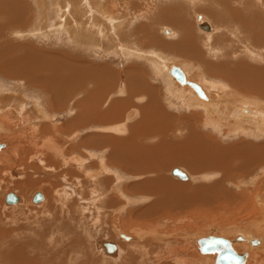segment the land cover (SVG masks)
I'll return each mask as SVG.
<instances>
[{"label":"rangeland","instance_id":"1","mask_svg":"<svg viewBox=\"0 0 264 264\" xmlns=\"http://www.w3.org/2000/svg\"><path fill=\"white\" fill-rule=\"evenodd\" d=\"M36 1L35 0H26V2H27L26 6L29 5L27 7V9L30 7L29 8L30 10L26 9L24 11V9H22L23 13H21L23 15V17H26V18H23V22H22L21 26L15 27L14 25H12L11 31L9 30V32L11 34V35H9V37H11V39L9 38L10 39L9 41H12L13 43L21 44V46L19 48H15V45H9V46L11 48H13L10 53L13 54V53H17V51H19L21 53L18 52V54H20L21 56H23L22 54L24 53L25 50H27L29 53L32 52L31 50H28V46L30 48L33 47V49L35 48V50H38L36 53V54H38L36 57V58H38V60L36 61L37 66L35 63H33V62H35L36 59L33 61H30V59H29L30 62L26 61L24 63V65L25 64L26 65L20 69L21 70V73H20L18 67L11 68V66H12L11 62L8 63L10 65L8 68H5V66L2 67L1 64L4 65L7 62H6V57H4V58L0 57V59L3 61L2 62L0 60V70H1L0 71V142H2V144L4 143V147L2 149H0V166H2L4 163H5V165H8V166L0 167V174L2 173L0 175V214H1L0 215V229L2 227V229L3 228L8 229V230L10 229L11 231H13L11 235L14 237V239L23 240L22 239L23 236L24 235L26 236L29 234H30V236H35L36 233L34 231L41 232L39 230H42V228H41L42 220H46L47 218L48 219L51 218V216H49L50 214H48V216L46 218L45 213H43L45 210L44 207H46L43 205H45L46 203L41 204L42 203L41 202L40 203L42 205V207H41L40 204L37 205L36 203H34L32 201V197H33V195H35V193L42 192L43 195L45 196L44 201H48L49 197H51L50 199L52 201H50V202H53L54 208L58 207L57 209L56 208L55 209L58 210L59 214L53 215L54 216L53 218L57 217L56 221H57V219H61V220L64 219L62 221H70V219L73 217L78 219V215H79L78 209H79V206L81 204L86 205V206L89 205V203L85 199H82V198H91L90 194L92 192H90L91 191L90 186L92 187V191L94 190V188L97 190L100 189V191H101L102 189H105V187H106V189L109 187L110 180L107 181V183H106L108 185H106V184L105 185L104 184L103 185H100V184L96 185L97 181H95L94 184L92 185L93 180H91V179H89V180L92 182L88 183L89 180L84 179V178H87L86 176L84 178H82L84 175V171H82L83 174L82 173H81V175L79 174L80 176H82L81 177L83 179L82 180L79 176H77L78 172H76V170L78 168L74 167L76 169L75 170L73 168V165H71V167L70 166H68V167L64 166L63 159L58 158L59 154L57 153V151L54 153H51V151H47L45 148L41 147L40 145L45 139L44 138H40V139L37 138L36 139L35 135L37 134V132H39L37 129L40 126H42V125H46V127L52 126L57 130L56 135L54 136V139L56 140L57 144L61 147L65 146L64 147L65 155L68 156L70 154L69 152L66 153V151L68 150L69 146L72 144L74 146L76 145V146L80 147V149H85L82 151H79V150L73 151L71 153L73 156H75L76 154L77 155L78 154H80V155L85 154L86 156H91L92 153L93 154L95 153L97 157L101 156L98 152L100 149H97L96 147H93L90 144L87 145L88 147L82 146V145H80L81 140L84 138H87V136H92V135H96L99 133L104 134V133L118 132L119 134H117V135L122 137L123 135H126L128 133V130L126 127L121 128L123 131H117L116 129H114V126L118 125L119 123L115 124L113 126L109 125V124L106 125V124H101V123H90V124L85 123L83 125H78V126H75L73 128H70L68 130H64L62 127L75 114L74 113L75 110L73 109V108H75L74 102L79 100L80 98H83L84 96L89 95L90 94L89 91H91V93H92V91L96 90L97 92H101V94L103 92L106 93V91H107V93L105 95H108V94L110 96L114 95V97H121V96L126 95V93L120 94L121 91H119V90H121V88H127L128 84L130 82L128 75H131L133 73L136 74V72H137V80H136V82H132V84L130 83V88H133V87L136 88V87L140 86V88L144 89V91L147 92V93H145L146 95L149 94V95L154 96L155 103H157L158 106L160 105L159 108L156 109L157 116L159 118H165L166 119V117L168 115H170L171 119L174 122V125H176V124L180 125V123L183 122L184 119H187L188 116L192 115L191 113H194L197 115V117L193 116V118H196L198 123L196 122L195 119L190 120V123H195L197 125L198 129L204 130L203 131L204 134L210 135L212 138H214L217 141H220L221 143L224 144L225 147H228V148H231V147L236 148L239 145L245 144L247 142L260 144V141L264 140V135L263 136L260 135L259 138H253L244 132H241V131L237 132V130L231 129L229 127L230 126L229 124L227 125L228 122L235 123L234 119H231V116H230V111H231V108H233V107L235 109L240 108V107L247 108V109H250L251 111L255 110V109H257V111H259L258 110L259 109L258 107L260 106L259 103L262 104V106H260V107H264V94H263V92L260 91V88H251L252 85L254 84L252 81V80H254V79H252V77L254 75L247 74L245 72H242L240 76L234 75V76H236L234 81H236V83H237L236 87H235V85L233 83L234 81L232 82L230 80L234 76H232L230 73L226 72L227 67L229 70V67L233 66L235 63L234 64L230 63L231 64L230 65L229 64V62H231L230 59H228L229 61L226 60L225 62H224V60H221V59L217 61V59L215 57L208 56L209 54L207 52L204 53L203 59H207V61L210 64H212V66H214L215 64H218L217 69L213 73H209V71H202V70H201V73H198L197 69H196L197 61H195V60L197 59V57L195 55H197L198 51H201L203 49L205 50V48H203V45H204L206 38H204L203 35L208 36L207 34H205L204 32H202L199 29L197 16L199 14L204 15L211 22H213V24H212L213 28L215 27V28H217V30H218V27L219 28L224 27L225 30L228 29V28H226L228 23H225L226 20L221 18L220 14L219 15L215 14L216 16L213 15L214 14L213 11L217 8V6L220 8L221 12L224 11V9L221 7V2L223 0H199L198 1L199 3L196 1L197 3L195 2V4H192V1H190V0L189 1L188 0H38L37 2H40V3H37ZM236 1H241V0H236ZM232 2H233V0H232ZM241 2L247 4L249 2V0L247 2H244V1H241ZM30 3H32V4H30ZM39 4H41V7L39 6ZM51 5L53 6V8H51L52 7ZM175 5L176 6L180 5L181 7H184V10L187 11L186 13L183 14V19L180 18L178 12H176ZM38 7H40V8H38ZM49 7H50V9H49ZM1 8H2V6H0V9ZM162 8H168V9L172 8V10L170 12L172 18L169 17L168 18L169 21H167L165 18V15L161 13ZM44 11H45V13H44ZM61 11H63V12L61 13ZM41 13L43 14V16ZM24 14H25V16H24ZM57 16H58V18H57ZM107 17H108V20H106ZM110 19H113V20H110ZM219 19H222V20L219 21ZM0 20H2V19H0ZM83 20H84V22H83ZM88 20H90V21H88ZM81 21H82V23H81ZM113 23H115V24H113ZM54 24H56V25H54ZM59 25H60V27H59ZM234 25H235V27H234ZM234 25L229 23V26L231 27L229 30L234 31L236 28H240L239 23H234ZM83 26L85 27V29L83 28ZM95 26H97V27H95ZM15 28H18V29L21 28L22 29L21 32H22V34H24V36H21L18 34L16 35L15 32L18 29H15ZM36 28H37V30H35ZM59 28H61L62 30ZM108 28H110V29H108ZM182 28H183V30H182ZM58 29H59V31H57ZM100 29H101V31H103L102 33H101ZM168 29L170 30V32L166 33V30H168ZM111 30H113V32ZM180 30H181V33H180ZM217 30H215V33L217 32ZM78 31L83 34L82 37L84 38L85 43L83 45L77 44L78 45L77 46V45H75L76 41L74 40V38L77 37ZM142 31H143V33H142ZM32 33H33V35H32ZM97 33L100 36L102 35L103 37L102 36L100 37L99 35H97ZM184 34H185V37H183ZM217 34H218V36L215 37V40L218 39L220 41H221V39H223V37H226L224 39V40H226L227 37L230 36L228 32H226V34L222 33V32H217ZM73 35H74V37H73ZM132 35H134V36H132ZM175 36H178V37L175 38ZM16 37H18V39ZM20 37H22V38H20ZM85 37H87V38H85ZM188 37L190 39L189 41L187 40ZM88 38H89V40H88ZM143 38L145 39L146 42L143 41ZM6 39H7V37H6ZM70 39H71V41H70ZM131 39H135L134 45H133V40H131ZM16 40H18V41H16ZM119 40H120V42H119ZM224 40L222 42H224ZM231 41L232 40H230V42ZM88 42L92 43L94 46L93 45L89 46ZM125 42L129 43L128 46L125 44ZM131 42H132V44H131ZM86 43L88 45H86ZM123 43H124V45H122L120 47V45ZM229 43L225 44L224 47H221L220 49H225V51H226L227 47L229 46ZM233 43H236V46H234V47L230 46L229 47V49H228L229 54H232V52H234V51L235 52L238 51L239 53H241L243 51L242 43L239 41H235ZM24 44H26V46ZM29 44H33V46L32 45L30 46ZM135 44H136V46H135ZM125 45L127 47H129V46L137 47L138 46V47H140V49L143 48L144 50H146L145 52L148 51L149 54L147 53L148 54L147 56H145V57L139 56L137 58L131 57L133 55H131V56L127 55L126 52H124V53H126L124 55L123 49L127 48ZM210 45L215 46L216 44H215V42L212 41L210 43ZM185 47L189 48L190 50L195 51L192 53V56H194L193 59L190 56V54L186 52ZM254 47L261 49V48H264V44H259V46H254ZM150 49H152V50H150ZM220 49H218V50H220ZM224 52H222L220 54H223ZM0 53L1 54L4 53V55H5V51L0 50ZM45 53H46V55H45ZM216 54H217V52H216ZM220 54H219V56H220ZM9 55L11 56V54H9ZM238 56L239 55H237V57L235 56L236 58L234 56L232 57V59H236V63L238 62L237 61L238 58L242 57V56H240V57H238ZM24 57L26 58V55ZM31 57L34 58V56L30 55L29 58H31ZM160 57H162V58H160ZM262 57H264V55H262ZM49 58H51V59L49 60ZM128 58H131V60ZM200 58L202 59V57H200ZM39 59H40V62H39ZM246 59L253 61V64L256 66H258V65L263 66V64H264V63L260 62L259 57L250 58V57L246 56ZM44 60H45V63H42ZM50 62L55 65V66H53L54 68L53 67L50 68V66L46 67V65H47L46 63H50ZM163 62L167 63V66L164 65ZM170 62H175L176 64L181 65L184 68V70L189 74L188 76L190 79L198 81V82L201 81V84L205 85V87L208 86L212 90L213 89L218 90V92L220 91L221 94L222 93L223 94L230 93V94H228V95H230L228 97L229 99H227L228 102L225 103V104H228V105H225L227 107H224V108L221 107V108L215 109V111H217V110L219 111V116H220V120H221L220 122L224 126H222V125L217 126L216 124L212 125V122H210L212 112L210 111L211 108L209 107L208 104L213 105V103H207L206 101L203 102V101L197 99L198 103H196V106H193L191 104L192 101L190 100L189 96L182 95V99H181V96L179 93L181 91L186 92L185 88H187V87H182L178 82L173 80V78L169 74V71H167V70H169L168 63H170ZM223 62L225 64H223ZM31 64H32V66H31ZM44 64H45V66H44ZM219 64L224 65V66L221 67ZM38 65H39V67H38ZM101 65H103V66H101ZM160 65H162L164 67L162 72L160 69H158V66H160ZM35 66H36V68H35ZM129 66H130V68H129ZM42 67H44V69H42ZM39 68H40V71H39ZM46 68H47V70H46ZM223 68H224V70H223ZM36 70H37V72L38 71L39 72L36 73ZM54 70H55V72H54ZM71 71L75 72L72 76L69 74ZM127 71H128V73H127ZM4 72H6V73H4ZM10 72H13V73H10ZM129 72H131V73H129ZM9 73L11 75L6 76V74H9ZM58 73H59V76H57L55 78L54 76L58 75ZM165 73H166V75H165ZM227 73H228V75L230 74L229 81L225 80L226 78H224V76L227 75ZM53 74H54V76H53ZM102 74L104 76H105V74L108 75L107 76L108 77L107 80L109 81L108 84H106L105 81H103ZM135 74H134V76H136ZM222 74L224 76H221ZM68 75L70 76L69 80H68L69 82L66 80L67 78H65ZM10 76L12 78H10ZM257 76L259 77V79H261V74H257ZM74 77H75V79H74ZM76 77L80 78V79H78L79 81L77 80ZM81 77H82V79H81ZM222 78H224V79H222ZM202 79H204L205 82ZM100 80H102V83L100 85L101 88H98L97 87L99 85L98 81H100ZM215 80H216L217 84H218V82H221V85L224 84L225 86L223 85L221 87L222 88L226 87L225 88L226 90L223 91V90L217 89V88H220V85H217L216 86L217 88H214L213 85L211 83H209L211 81L214 82ZM254 81H256V80H254ZM79 82H81L80 85H82V82H83V84L85 82L86 85H84L85 87L81 88L82 90L79 89L78 91L75 92L72 89V87L75 89L74 85L79 84ZM206 82H208L209 84ZM216 83H215V85H216ZM225 83L227 84V86ZM106 85H107V88L109 91L106 90L107 88H104ZM210 85H212L213 88ZM56 87L67 88L69 91L68 92H62L63 94L65 93L63 95L61 92L58 93L59 88H56ZM113 88L115 89L116 94L112 93V95H111L110 91H112ZM181 88H184V90H182ZM261 89H263V88H261ZM51 90L54 91V93H56V94L52 95ZM79 91H82L84 93V95L82 92H79ZM229 91H231L232 93ZM240 91H242V92H240ZM135 93H137V94H135ZM145 94H142V95H144V97H142V95L138 94V91L135 92V90H134L133 96L129 99V101L132 100L131 102H133V104L135 103V108H134L135 112H137L139 105L141 106L143 102L146 103L147 100L145 99ZM73 95H76V96L74 97ZM238 95H240V96H238ZM78 97H80V98H78ZM243 97L246 99H244ZM54 98L59 102V105H62V106H67L66 100L68 98L70 99V101L73 104L69 101L71 106L65 107V109L60 107L61 110L57 106L58 111H55L57 113V116L54 118L53 117L51 118L50 114H48V113H50L51 107L52 106L54 107V102H53ZM194 98H195V96H194ZM147 99H149V98H147ZM101 100L105 101V100H103V97H101ZM250 101H251V103H250ZM131 102L127 101L125 106H128L129 104H131ZM161 103H163V104H161ZM214 104H221V103H215L214 102ZM137 105H138V107H137ZM20 106H24L21 110V113L23 112V114H21V117L18 115V110H19ZM198 107H200V108H198ZM39 110H44V112H46L45 114L48 118L43 119V118L37 117ZM227 110H228V112H227ZM209 111H210V113H209ZM8 112L10 113L9 115H8ZM245 114H246V112H245ZM22 115H23V117H22ZM137 115L138 114L134 115V117L132 116L133 118H131V116L125 117L124 124H129L130 122H132L133 119H134V121L137 120V118H138ZM172 115L177 116L178 117L177 120H175L172 117ZM233 115H235V113H233ZM249 115H250V113H249ZM249 115L247 114L246 116L249 117ZM206 116H208V119H206ZM49 117H50V119H49ZM228 117H229V119H228ZM232 120H233V122H232ZM92 122H95V121H92ZM35 126H36V128H35ZM58 126H59V128L57 129ZM231 126H233V125H231ZM107 127H109V128H107ZM205 127H207V128H205ZM212 127H214V128H212ZM221 127H222V129H220ZM34 129H36V130H34ZM28 131H29V133H28ZM31 132H33V133L36 132V133H35V135H32L33 133L30 134ZM179 132L180 131H178L175 134H177V136H179V138H180L181 135H179ZM30 137H32V138H30ZM49 137H50V134H49ZM141 138L143 139V137H141ZM30 139H32V140H30ZM94 139L95 138H93L92 140L94 141ZM145 139H143V143L147 144L146 143L147 139L146 140ZM34 140H37V141L35 142ZM109 140L110 139L107 138L108 142H109ZM97 141H98V139L96 137L95 143ZM176 141H178V140H173V142H176ZM37 144H38V147H36ZM29 147L33 148L30 151L31 153L24 156L22 150H24V148L28 150ZM34 149H36V150H34ZM185 150L189 151V149H185ZM180 151H181V149L179 147L171 149V153H176V152H180ZM121 154H120V156H118V154L115 157L112 156L110 158L111 161L108 163L109 166H111L109 173H108L109 176L110 175L111 176L108 178L111 179L112 175L114 178V179H111V181H112V185H111V189H110L111 194L109 195L110 200L107 199L108 204L106 203L104 205L105 208L103 206L102 210L100 211L101 215H100V212H99V214L96 213V211H97L96 209H95V211L92 209L94 216H97V214H98V216L100 215V218H101L100 222H99V220L95 221L94 218L92 219L93 216H91L90 213H86V215H85V217H87L85 221L88 223H86V225L84 227L87 229V231L92 232L91 233L92 236H88V235H87L88 237L86 236L88 239L87 242L89 241V243H88L89 245L95 246L101 240H104V241L112 240L113 242L115 241L116 244H118L120 242H123V243H125V242L130 243L131 242L132 243L133 241H134L133 243H136V242H138L137 241L138 238L143 237V238H145L144 240H149V242L150 241L153 242V243L150 242L151 243L150 247L152 249L161 250L162 252H166V250H167V252H166L167 255L170 251L169 246L172 245L174 247L175 245H177V246L185 247L187 245V247L189 249L186 248L187 251H185L184 253H186L188 255L192 251H195L201 257H205L207 259L206 264H208L209 263L208 262L209 257L207 255L201 254L191 243V241L195 237L201 236L203 234L206 235L208 233H213L215 235L221 234V236H226L228 238H230V236H231V238H233V237H235L234 232L229 234L230 231L227 230L224 234L222 231H220L218 229H220V227L224 226L225 224H232V225H235L237 227H240V229H243V228H245L246 224L250 223L249 222L250 220L258 221L261 219V217H258L260 219L252 217V216H254V214L251 212H247V207H249L251 205L254 207V209H257L258 207L264 206L263 201L260 202V204L257 202L258 204H256V205H253L252 203H249L250 205H247L246 201L241 200V201H238L239 203H231L227 199L228 201L220 204V202L218 200L213 201V202H211L210 200H207L206 196L203 195L204 194L203 191L202 192H195V191H192L191 188L189 189V191L181 189L179 193H178V191L173 190V191L169 192L167 195L163 196L159 200L155 197V195L154 196L151 195L153 198H150L149 200H144V198L142 196L138 197V195L136 193H139V194L143 193V195H144L148 186L149 185H150V187L152 186L151 184H149V185L144 184L146 182V180H145L146 175L144 174L145 170L143 168L146 165V163L144 162L146 160L140 159L137 161V160H135V157H132L133 159H130L131 158L130 156H128L126 154H124V155L123 154L121 155ZM35 155L37 156V159L34 157ZM161 155H164V154L161 153ZM161 155H160V157H162ZM180 155H183L182 158L186 159V151H185V153H181ZM150 156L154 157L150 154H147V157H150ZM104 157H105L104 160H107V157H109V156L105 155ZM160 157L157 159H160V160L165 159L164 156H163L164 158H160ZM126 158H127V161L130 163L134 162L135 164H138V165L143 164V165H141L142 168L137 167L138 165L135 166L134 163H132V165L131 164L125 165L127 162ZM61 159H62V161H61ZM121 159H123V161H121ZM150 159H156V158L154 157V158H150ZM42 160H43V163H42ZM161 161H163V160H161ZM128 162H127V164H128ZM62 163H63V165H62ZM104 163H105V161H104ZM118 163H119V166L117 165ZM173 163L174 162L169 163V166H167L163 171L165 176L171 180V182H172L170 184L171 186H174V184L186 183V182L191 184L192 186H200L203 184H212L218 180L215 178V176L213 177V175L218 170L214 171V169H213L214 166L210 165L209 162L206 160H203L201 163L195 162L193 164L188 162V160L176 162L177 163L176 165ZM122 164L125 168L122 166ZM171 164H173V165H171ZM28 165H30V166L32 165V166L30 167ZM71 168H73L76 173L71 174L72 173ZM127 168L130 170L135 169L134 171H137L138 169H139V171L142 170L141 173L136 172L137 174H141V175H139V176L133 175V174H131V172H129L127 170ZM175 168L185 170L191 176V178L190 179L188 178L189 180L188 179L182 180V179H179L177 176H174L172 174V171ZM119 171H120V173H119ZM166 171H167V173H166ZM117 173H119V176L116 177ZM263 174H264V169L259 168L257 173L253 174L252 177L247 178L248 182H244L245 180H243V179H238V181H236L235 183L233 181L232 182H228V181L225 182V180H224V181H222V184L224 186L226 184L224 189L231 190L232 192L240 193L241 191H245V193H247L248 200H249L251 194H253L254 192L259 196L261 195L262 191H260V190H263V189L260 186L261 182H257V181L259 180L258 179L259 177L261 178L264 176ZM72 175H73V177H72ZM257 175H259V177H256ZM134 176H136V177H134ZM254 176L256 177L257 181H256V183H251V181L252 182L255 181ZM28 178L33 179V183H31V186H32V184H33V186H34V184H36L35 180L40 181L39 185H37V186H40V185L41 186L43 185L45 187L48 186L47 188L50 191V194H48V192L45 190V187L44 188L43 187H39V188L33 187L32 188L31 186H30L32 188L31 191L28 192L27 194H24L22 192H19L16 188L13 187L15 184L11 185L9 183H6L9 180H11V182H14V183H23V182L27 183ZM116 178H117V181L118 180H120V181H118L119 184L116 181L117 184L114 185ZM79 179H81L82 182H80L81 180H79ZM101 179L102 178H98V180H101ZM85 180H87L88 182L87 181L85 182ZM41 182H42V184H41ZM83 182H85V183H83ZM105 182H106V180H105ZM132 182L133 183L138 182V183H136L137 186L132 187V190H134V191L130 190L131 189L130 186L134 185ZM66 183H67V185H65ZM68 184H70L71 186H69ZM81 184H83L85 186V188H84V186L81 187ZM86 184H88L89 187H87ZM142 185L144 187H142ZM78 186L80 187V189L78 188ZM127 186H129V187H127ZM145 186H146V188H145ZM15 187H16V185H15ZM140 187H141V189H140ZM65 188L66 189L68 188V190H69L68 192H71V191L74 192V190H76L77 194L76 195H75V193L72 194L71 198H69V201H68L69 205L64 204L65 207L64 206L62 207L63 203L66 200H64L63 198H60V196L57 193H59L61 191V189H65ZM10 192L16 193L18 197H21L22 201L18 204L7 206L5 204V198H6L7 194ZM172 192H174V193H172ZM112 193L113 194L116 193L119 197L118 198L113 197L114 200H111L112 198H110V196L112 195ZM53 194L56 197L53 196ZM57 195H58L57 201H60V202H57L56 200L53 201L54 198H57ZM29 197H31V198H29ZM80 197H82V198H80ZM119 198H120V200H118ZM28 199H29V202H27ZM61 199H63L64 202H62ZM115 199H117V200L115 201ZM105 201H106V199H105ZM110 201H112L113 203ZM61 202H62V204H61ZM152 203H155V205ZM101 204L102 203H100L98 205H101ZM56 205H58V206H56ZM110 205H113V206H110ZM147 205H149V206H148V208H146V210L144 212L142 210H140V209L145 208ZM31 206H32V208H31ZM91 208H93V207H91ZM22 209L24 210V213H22V211H23ZM69 209H71V210H69ZM33 210H35V211H33ZM60 210H61V212H60ZM152 210H154V212ZM136 211H140V212L142 211V212L138 213ZM106 212H109L108 215ZM42 214H44L43 215L44 217L42 216ZM104 214L106 216V219H105V217H103ZM26 215H28L29 217H27ZM69 216H72V217L69 218ZM26 217L29 218L30 220H27ZM39 220H41V221H39ZM32 222H33V224H32ZM261 222H262V220H260L259 227H257L259 232H257V231L252 232L251 231V233H252L251 235L257 236V237L264 236V233L262 232L263 228H264L263 227L264 223L263 222L261 223ZM21 225L24 227H22ZM29 225H30V227H29ZM243 225H245V226H243ZM28 227L30 229L29 230L30 232L28 231L29 233L26 231ZM36 227H38V230ZM58 228H59V230L62 229L61 226H59ZM141 228H143L146 231H150L152 233L159 234L161 237H164V236H166V237L162 238V239L155 238V240L158 239L159 241L158 240L157 241L150 240L152 238L154 239V236L152 237L151 234H148V233L145 235H142L140 233ZM260 228L262 231L260 230ZM33 229H35V230L33 231ZM50 229L51 230L44 231L45 234H43V235L45 236L44 238L46 240L43 238L42 234H41L42 238L40 236H38L39 239L41 238V240H43L45 242V243H43V248L47 252V255H48L47 257H50V255L53 254L51 252H53V250H54V248H52L51 243L49 241L52 237L51 235L56 234V233H58V235H59L62 232V231L56 232L55 230L57 228L55 226H54V228H50ZM23 231H24V233H23ZM117 232H123L126 235H130V236H134V237H138V238L134 239L133 241L132 240H126V239L118 237ZM20 234H21L22 238H19ZM46 236H48V237H46ZM56 236H57V234L55 235V238H56ZM35 237L38 238L37 235ZM59 237H62V235H59ZM100 237H102V238H100ZM172 239L174 241H172ZM164 241H165V243H163ZM169 241H171V242H169ZM168 242H169V244H167ZM140 243L144 244L142 241H140ZM173 243H175V244H173ZM240 244H242V245H240ZM240 244L237 245V249L239 251L246 250L248 248V246H246V245H249L248 243H245V242H242ZM262 244L264 245V243H262ZM46 245L48 247H50V246L51 247L48 248ZM165 246H167L168 249ZM260 246H262V245H260ZM260 246H258V247H260ZM119 247H120V249L122 248L120 245H119ZM49 249H51V250H49ZM101 250H104V249H102V247H101ZM262 251H264V248H262L260 250H256L255 253L258 252V254L252 253L250 256L251 261L249 263L250 264L259 263V261L262 260V257H264L262 255L263 254ZM97 255H100V254H97ZM158 255H160V253ZM98 257L100 258V256H96V254H95L94 258H98ZM163 258H165V257H163ZM149 259H150V261L148 262V264H158V263H156V262H158V260L156 259V256L155 257L154 256L149 257ZM98 261L101 262V259H98ZM73 263H74L73 261H72V263L69 262V264H73ZM170 263L175 264V262H173V260H169L167 263H164V264H170ZM249 263H247V264H249Z\"/></svg>","mask_w":264,"mask_h":264},{"label":"bare ground","instance_id":"2","mask_svg":"<svg viewBox=\"0 0 264 264\" xmlns=\"http://www.w3.org/2000/svg\"><path fill=\"white\" fill-rule=\"evenodd\" d=\"M190 1H192V4H195V2L196 1L198 2L199 0H190ZM241 1L247 2L248 0H241ZM241 1L233 0V2H232V0H223L221 2V7L224 9V11L221 12V10H220V8L218 6L213 11L214 12V14L212 13L213 15H215V14H218L219 15L220 14L221 18H223L224 20H226L225 23H228L227 24V27H226L228 29H226V30H225L224 27H223L224 29L218 27V30L215 27L213 28V25H212L213 22H211L204 15H200L199 14L197 16V21H198V27H199V29L202 32H204L205 34H207L208 36L203 35V37L206 38L205 39V42H204V45H203V48H205V50L203 49L201 51H198L197 52V55H195L197 57L196 60L194 59L195 61H197V63H196V69H197V72L198 73H201V68H205L206 70L209 71V73H213L217 69L218 64H215L214 66H212V64H210L207 61V59H203V55L206 52L209 54L208 56L215 57L217 59V61L221 59V60H224V62H225L226 60L230 59L231 62H229V64L230 63H232V64L235 63V64L233 66H230L231 65L230 64L229 65L230 66L229 67V70H228V67H227L226 72L230 73L232 76H234V75L240 76L242 72H245L247 74L254 75L252 77V79H254L256 81L252 80L254 84L252 85L251 88H260V91L263 92V94H264V64H263V66L262 65L256 66V65L253 64V61L246 59V56L247 57H250V58L259 57L260 58V62L261 63H264V57H262V55H264V48H261L260 49V48H255L254 47V46H259V44H264V42H263L264 41V39H263L264 38V0H249V2L247 4L242 3ZM37 3H40V2H37ZM30 4H32V3H30ZM26 5H27L26 0H0V6H2V8L0 9V19H2V20H0V50L5 51V55H6L5 56L4 53H2V54L0 53V57L1 58L6 57V62H7L4 65L1 64V66L2 67L5 66V68H8L10 66L8 63L11 62V64H12L11 68L18 67L20 73H21V70L20 69L23 66L26 65V64L24 65V63L26 61H29V59H30V61H33V60L36 59L35 62H33V63H35L36 66H37L36 61L38 60V58H36L37 55H38V54H36L38 50H35V48L33 49V47L30 48L28 46V50H31L32 52L29 53L27 50H25L24 53L22 54L23 56H21L20 54H18L19 51H17V53H13V54L10 53L13 48H11L9 45H15V48H19L21 46V44H17V43H13L12 41H9L11 39V37H9V35H11L10 32H9V30L11 31V26L12 25H14L15 27L16 26H21V24L23 22V18H26V17H23V15L21 14V13H23L22 12V9H24V11H25L27 9V7L29 6V5L28 6H26ZM39 6L41 7V4H39ZM53 6L51 8H53ZM40 7H38V8H40ZM175 8H176V12H178V14H179V17L183 19V14L186 13L187 11L184 10V7H181L180 5H178V6L175 5ZM49 9H50V7H49ZM171 10H172V8L171 9L162 8L161 13L165 15V18H166L167 21H169L168 18L171 17V13H170ZM63 11H61V13ZM44 13H45V11H44ZM24 16H25V14H24ZM42 16H43V14H42ZM58 16H57V18H58ZM106 20H108V17L106 18ZM110 20H113V19H110ZM221 20L222 19H219V21H221ZM88 21H90V20H88ZM83 22H84V20H83ZM81 23H82V21H81ZM203 23H207L209 30H206V29L201 28V24L203 25ZM229 23H231L232 25H234V23H239L240 24V28H236L234 31L229 30L231 28L229 26ZM113 24H115V23H113ZM54 25H56V24H54ZM60 25H59V27H60ZM95 27H97V26H95ZM234 27H235V25H234ZM61 28H59V29H61ZM83 28L85 29L84 26H83ZM183 28H182V30H183ZM15 29H18V28H15ZM59 29L57 31H59ZM108 29H110V28H108ZM35 30H37V28ZM215 30H217V32H222V33H225V34H226V32H228L230 36L227 37L226 40H224L226 37H223V39H221V41L218 40V39L215 40V37L218 36L217 32L215 33ZM21 31H22L21 28L18 29L15 32L16 35L18 34V35L24 36V34H22ZM100 31H101V29H100ZM111 31L113 32V30H111ZM102 32L103 31H101V33ZM168 32H170L169 29L166 30V33H168ZM142 33H143V31H142ZM180 33H181V30H180ZM32 35H33V33H32ZM74 35H73V37H74ZM82 35L83 34L78 31L77 37L74 38V40L76 41L75 42V45H77V44L83 45L85 43V40L82 37ZM97 35H99V34L97 33ZM132 36H134V35H132ZM6 37H7L8 40L6 39ZM18 37H16V38L18 39ZM87 37H85V38H87ZM176 37H178V36H175V38ZM183 37H185V34L183 35ZM20 38H22V37H20ZM88 40H89V38H88ZM131 40H133V45H134V40L135 39H131ZM187 40L188 41L190 40L189 37L187 38ZM223 40H224V42H222ZM230 40H232V41L230 42ZM16 41H18V40H16ZM70 41H71V39H70ZM143 41L146 42L144 38H143ZM212 41L215 42V44H216L215 46L210 45V43ZM235 41H239V42L242 43V45H243V47H242L243 48V51L241 53H239L238 51L235 52L234 51L235 49H234L233 50L234 52H232V54H229V50L228 49H229L230 46L231 47L236 46V43H233ZM119 42H120V40H119ZM228 43H229V46L227 47L226 51H225V49H220L221 47H224V45L225 44H228ZM88 44H89V46L93 45L90 42H88ZM88 44L86 43V45H88ZM125 44L128 46L129 43H126L125 42ZM131 44H132V42H131ZM24 45L26 46V44H24ZM29 45L30 46L31 45L33 46V44H29ZM122 45H124V43L121 44L120 47ZM135 46H136V44H135ZM135 46H132V47L129 46L130 48L127 47V48L123 49V53L126 52L127 55H130V56L133 55L131 57H136V58L139 57V56H142V57L144 56L145 57V56H147L149 54L148 51L145 52L146 50H144L143 48L140 49V47H138V46L135 47ZM185 48H186V52L189 53L190 56L193 59L194 56H192V53L195 52V51L194 50H190L187 47H185ZM218 49H220V50H218ZM150 50H152V49H150ZM216 52H217V54H216ZM222 52H224L223 53L224 55L223 54H220ZM19 53H21V52H19ZM126 53H124V55ZM9 54H11V56ZM24 54L26 55V58L24 57L25 56ZM219 54H220V56H219ZM30 55L34 56V58H32V57L29 58ZM45 55H46V53H45ZM237 55H239L238 57H240V56H242V57L238 58V60H237L238 62L236 63V59H232V57L233 56L234 57L235 56L237 57ZM200 57H202V59ZM160 58H162V57H160ZM40 59H39V62H40ZM50 59L51 58H49V60ZM128 59L131 60V58H128ZM165 62H163V64L167 66V63H165ZM224 62H223V64H225ZM42 63H45V60ZM46 64H47L46 67L50 66V68L53 67V66H55L51 62L50 63H46ZM174 65L179 66L183 70V72L185 73V76H186V79L187 80L193 81V82L197 83L200 86V89L204 93V97L201 96L199 94V92L194 87L190 86L187 83H180L177 79L174 78V76L171 74V68ZM31 66H32V64H31ZM36 66H35V68H36ZM44 66H45V64H44ZM101 66H103V65H101ZM130 66H129V68H130ZM220 66L222 67L224 65H220ZM38 67H39V65H38ZM168 67H169V70H168L169 71V74L171 75V77L173 78V80L176 81V82H178L182 87H187V88H185V91L187 93L186 92H183V91H181L179 93L180 96H181V99H182V95L189 96L190 100L192 101L191 104L193 106H196V103H198V100L197 99H199V100H201L203 102L206 101L207 103H213V105L208 104L209 107L211 108L210 111L212 112V114H211V121L210 122H212V125L213 124H216L217 126H220V125L224 126L220 122L221 120H220V116H219V111L218 110L215 111V109H218V108H221V107L222 108L227 107L225 105H228V104H225V103L228 102L227 99H229L228 97L230 96L228 94H230V93H228V94H223L222 93L224 95L223 96L220 93V91L218 92V90H214V89L212 90L207 85H206L207 87H205V85L201 84V81L198 82V81H195V80L190 79L189 76H188L189 74L184 70V68L181 65L176 64L175 62L168 63ZM42 69H44V67H42ZM158 69H160L161 72H162L163 69H164V67L162 65H160V66H158ZM37 70H36V73H38L40 71V68H39V71L38 72H37ZM46 70H47V68H46ZM223 70H224V68H223ZM128 71H127V73H128ZM54 72H55V70H54ZM4 73H6V72H4ZM10 73H13V72H10ZM10 73L9 74H6V76L11 75ZM74 73L75 72L71 71L69 74L72 76ZM129 73H131V72H129ZM228 73L225 76L223 74L221 76H224V78H226L225 80H228L229 81L230 74L228 75ZM134 74L135 73H133L131 75H128L129 76V79H130L129 80L130 82H129V84L127 83L128 84L127 88H121V90H119V91H121L120 94L126 93V95H124V96L114 97V95H112V93H115V89L114 88H113L112 91H110V94L112 96H110L109 94L108 95H105L107 93V91H106V93L103 92L104 94L103 93L101 94V92H97L95 90L96 89L95 88L94 89L95 91H92V93H91V91H89L90 92L89 95L84 96L83 98L78 97L80 99L74 102L75 108H73V109L75 110L74 111L75 114L62 127L64 130H68V129L73 128L75 126L83 125L85 123H88V124H90V123H101V124H106V125L109 124V125H112V126L119 123L118 125L114 126V129H116L117 131H123L121 128L126 127L127 130H128V133L126 135H123V136H125V138L123 136L122 137L121 136H118L117 135V134H119L118 132H113V133H104V134L103 133H99V134H96V135L87 136V138H84V139L81 140L80 145H82V146H87L88 144H90L93 147H96L97 149H100L98 152H99V154L101 156L97 157L95 153L94 154L92 153L91 156H86L85 154H82V155H80V154L77 155L76 154L75 156H73L71 154L73 151H76V150L82 151V150H85V149H80V147H78L76 145L74 146L72 144L69 146L68 150L66 151V153L69 152L70 154L68 156L65 155V153H64V147L65 146L61 147V146H59L57 144L56 140L54 139V136L56 135L57 130L54 127H52V126L46 127V125H42V126H40L37 129L39 132H37L36 135H35L36 132L33 133L34 131L30 133V134L33 133L32 135H35L36 139L37 138L38 139L44 138L45 140L41 143L40 146L43 147V148H45L47 151H51V153H54V152L57 151V153L59 154L58 155L59 156L58 158H62L63 159L64 166H67V167L70 166L71 167V165H73V168L74 167L75 168H78L77 169L78 171L75 168L74 169L76 170V172H78L77 173V176H79L80 178L82 177V176H80L81 173H82V171H84V175H83L82 178H84L86 176L87 178H84V179H88V180L91 179V180H93L92 185L94 184L95 181H97L96 182V185H98V184H100V185H103L104 184L105 185L107 183V181H109V180H110V185H109V187L107 189H106V187H105V189H102L103 188L102 187L101 188L102 189L101 191H100V189L97 190L95 188L92 191V187L90 186V189H91L90 192H92L90 194L91 195V198H82V197H80L82 199H85L89 203V205L86 206V205H82L81 204L79 206V209H78V213H79L78 219L75 218V217H73V218L70 219V221H62L64 219H62V220L61 219H57V221H56V218L57 217L56 218H53L54 217L53 216L54 214H59V213H58V210H56L58 207L57 208L55 207L56 208L55 209L53 202H50V201H52L50 199L51 197H49L48 201H44L45 196L43 195V199L40 202H34L33 201L34 195H33L32 201L34 203H36L37 205L40 204L41 202H42L41 204L46 203L45 205H43V206H46V207H44V209H45L44 212L42 211L43 209L41 210L43 213H45L46 218H47L48 214H50L49 216H51V218H49V219L48 218L47 219L45 218L46 220H42V222H41V228H42V230H39L41 232L34 231L36 228L38 230V227H36L35 229H33V231L36 233L37 237L40 236L42 238V235L45 234L44 231L51 230L50 228H54V226L57 228L55 230L56 232H58V231L61 232L62 231L61 234H59V235H62V237H59L58 233H56L57 234L56 238H55V235L56 234H52L51 235L52 237H51V239L49 241L51 243L52 248H54V250H53V252H51L53 254L50 255V257H47L48 256L47 255V252L43 248V243H45V242L43 240H41V238L40 239H39V237L36 238L35 237L36 235L35 236H30V234L29 235H26V236L24 235L23 238H22V236L20 234L19 235V238H22L23 240H21V239H14V237L11 235L13 231H11L10 229L9 230L8 229H4V228L2 229V227H1V229H0V264H69V262L72 263V261L74 262L73 264H148V262L150 261L149 257H152V256H154V257L156 256V259L158 260V262H156V263H158V264H160V263L161 264L167 263L169 260H173V262H175V264H206L207 263V259L205 257H201L195 251H192L188 255L186 253H184L185 251H187L186 248L189 249L187 247V245L185 247L177 246V245H175L173 247L171 245V246H169V248H170L169 250L170 251H169V253L167 255L166 254L167 250H166V252H162L161 250L152 249L150 247V244L153 243L152 241H150L151 242L150 243L149 240H144L145 238H143V237L138 238V237L126 235L123 232H117V236L120 237V238L126 239V240H132V241L134 239H137L138 238V240H137L138 242H136V243H133L134 241L132 243L131 242L130 243L120 242V243L116 244V242L115 241L113 242L112 240H109V241H107V240L106 241L101 240L100 242L98 241L99 243H97L96 245L94 244L95 246L88 244L89 241L87 242V240H88L87 237L88 236H92V234H91L92 232L91 231H87V229L84 227L86 225V223H88V222L85 221L86 218H87V217H85V215H86V213H90V215L93 216L92 219L94 218L95 221H98L99 220V222H100V219H101L100 218V215H101V212L100 211L102 210L103 206L107 203V199H109V195L111 194L110 189H111V185H112L111 179H114L113 178V175H112L111 179L108 178V177L111 176V175L109 176V174H108L109 173V170H110V167H111V166H109L108 163L111 161L110 158L112 156L115 157V156H117V154H118V156H120L121 153L123 155L126 154V155L130 156L131 157L130 159H133L132 157H135V160H137V161L140 160V159L146 160V161H144L146 163V165L143 168L145 170L144 171L145 172L144 174L146 175V178H145L146 182L144 181L145 182L144 184H147V185L151 184L152 186L151 187H150V185L148 186V188L146 189L144 195H143V193L139 194V193H136L135 192L138 195V197L142 196L144 198V200H149L150 198H153L151 195H153V196L155 195V197L159 200L163 196L167 195L169 192H171L173 190H176L179 193L181 189L188 190L189 191V189L191 188V190L192 191H195V192H202L203 191V193H204L203 195L206 196V199L207 200H210L211 202L218 200L220 202V204H222V203H224V202H226L228 200L231 203H239L238 201H241V200L242 201H246L247 205H250L249 203H252L253 205H256L258 203L260 204V202H262V201L264 202V176L260 178L259 175H257L256 177H259L258 178L259 179L258 181L256 180V177L254 176V180L255 181L254 182L251 181V183H256V181L257 182H261L260 186H261V188L263 190H260L259 189L260 191H262V193H261L260 196L257 195L255 192L253 194H251L249 200H248L247 193H245V191H241L240 193L232 192L231 190L224 189L225 186H226V184H225V186L222 184V181H224V180H225V182H227V181L228 182H232L233 181L235 183L236 181H238V179H243V180H245L244 182H248L247 181V178L248 177H252L253 174L257 173L259 168L260 169H262V168L264 169V140H261L260 141V144L248 143L247 142L245 144L239 145L236 148H234V147L228 148V147H225L224 144L221 143L220 141H217L214 138H212L210 135L204 134L203 133L204 130L202 128H201L202 130L198 129V127H197V125L195 123H190V120H192V119H195L196 120V118H193V116H196L197 117V115L194 114V113H191L192 115L188 116L187 119H184L183 122L180 123V125H177V124L174 125V122L171 119V116L170 115H168L166 117V119L165 118H159L157 116L156 109L159 108L160 105L158 106V104L155 103L154 96L149 95V94L146 95L145 93H147V92L144 91V89L140 88V86H138L139 88L138 87H136V88L135 87L130 88V83L132 84V82H136V80H137V72L135 74L136 76H134ZM257 74H261V79H259V77L257 76ZM165 75H166V73H165ZM53 76H54V74H53ZM57 76H59V73H58V75H55L54 77L56 78ZM107 76L108 75H106V74H105V76L102 74V79H103V81H105L106 84L109 83V81L107 80L108 79ZM69 77H70L69 75L67 77H65V78H67L66 79L67 81L69 80ZM82 77H81V79H82ZM235 77L236 76H234L230 80L233 82L234 79H235ZM10 78H12V77L10 76ZM224 78H222V79H224ZM74 79H75V77H74ZM78 79H80V78H77V80ZM202 80L204 81V79H202ZM214 82L216 83V80ZM214 82L211 81L209 83H211L214 88H217L216 86L217 85H220V88H217V89L223 90V91L226 90L225 89L226 87L225 88L224 87L223 88L221 87L224 84L221 85V82H218V84L216 83V85H215ZM80 83L81 82H79V84H76L77 86L74 85L75 89L72 87V89L75 92L78 91L79 89L82 90L81 88L85 87L84 85H86L85 82H84V84L82 82V85H80ZM101 83H102V80L98 81V84H99L97 86L98 88H101V86H100ZM206 83H208V82H206ZM233 83H234V85L236 87V84H237L236 81H234ZM212 85H210V86L212 87ZM226 86H227V84H226ZM56 88H59V87H56ZM104 88H107V85ZM261 88H263V89H261ZM181 89L184 90V88H181ZM106 90H108V88ZM134 90H135V92L138 91V94L139 95L145 94V99L147 100L146 103L143 102L141 106L138 104L139 105V108L137 109V112L134 111L135 103L133 104V102H131L132 100L129 101V99L133 96ZM58 91H59L58 93H60V92L62 93V92H68L69 90L67 88H59ZM51 92H52V95L56 94L52 90H51ZM79 92H82V91H79ZM229 92H231V91H229ZM240 92H242V91H240ZM191 93L195 96V98H194V96ZM135 94H137V93H135ZM83 95H84V93H83ZM73 96L75 97L76 95H73ZM238 96H240V95H238ZM101 97H103V100H105V101H102L101 100ZM142 97H144V95H142ZM147 98H149V99H147ZM244 99H246V98H244ZM69 101H70V99L68 98L66 100V103L67 104L65 103L67 106H62V105H59V102L54 98V101H53L54 102V107L52 106L51 107V110H50V113H48V112L47 113L50 114L51 118L52 117L53 118L56 117L57 116V113L55 111H58L57 106L59 108L61 107V108L65 109V107L71 106V104L69 103ZM127 101L128 102H131V104H129L128 106H125V104L127 103ZM214 102L215 103H221V104H214ZM250 103H251V101H250ZM161 104H163V103H161ZM138 105H137V107H138ZM259 105L262 106L261 103H259ZM260 106L258 107L259 108L258 109L259 111H257V109L251 111L250 109L242 108V107L236 108V109L234 107L231 108L230 116H231V119H234L235 123L228 122L227 125L229 124L230 125L229 127L231 129L237 130V132H239V131L244 132V133L250 135L253 138H259L260 135L263 136L264 135V107H260ZM23 107L24 106H20L19 107V110H18V115L20 117H21V114H23V112L21 113V110H22ZM61 108H60V110H61ZM198 108H200V107H198ZM210 111H209V113H210ZM9 112H8V115L10 114ZM227 112H228V110H227ZM245 112H246V114H245ZM248 112L250 113V115H249ZM45 113L46 112H44V110H39L37 117H40V118H43V119L48 118ZM233 113H235V115H233ZM136 114H138L137 115L138 116L137 120L134 121V119H133L132 122H130L129 124H124L125 117L131 116V118H133L134 115H136ZM247 114L249 115V117L246 116ZM22 117H23V115H22ZM172 117L175 120H177V118H178L177 116H174V115H172ZM49 119H50V117H49ZM206 119H208V116H206ZM228 119H229V117H228ZM92 121H95V122H92ZM196 122L198 123L197 120H196ZM232 122H233V120H232ZM231 125H233V126H231ZM35 128H36V126H35ZM58 128H59V126L57 127V129ZM107 128H109V127H107ZM205 128H207V127H205ZM212 128H214V127H212ZM220 129H222V127ZM34 130H36V129H34ZM178 131H180L179 132V135H181L180 138H179V136H177V134H175ZM28 133H29V131H28ZM49 134H50V137H49ZM96 137H97L98 141L95 143ZM141 137H143V139H145V138L147 139V141H146L147 144H144L143 143V139ZM30 138H32V137H30ZM93 138H95L94 141L92 140ZM107 138L110 139L109 142L107 141ZM30 140H32V139H30ZM173 140H178V141L173 142ZM34 141L36 142L37 140H34ZM0 143L2 144V142H0ZM3 145H4V143H3ZM36 147H38V144H37ZM177 147H179L181 149V151L180 152H176V153H171V149L177 148ZM2 148H0V149H2ZM32 149L33 148H31V147H29L28 150L24 148V150H22L24 156H26L29 153H31L30 151ZM185 149H189V151H187ZM34 150H36V149H34ZM185 151H186V159L191 164H193L195 162L201 163L203 160H206V161L209 162L210 165H213L214 166L213 167L214 171H217L218 170L213 175V177L215 176V178L218 179V180L216 182L212 183V184H203V185H200V186H192L191 184H189L187 182L186 183H178V184H174V186H171L170 185L172 183L171 180L168 179L165 176V174L163 173V171H164V169L167 166H169V163H171V162H174L173 164L176 165L177 164L176 162L187 161L186 159H183L182 158V156L184 154L183 155H180L181 153H185ZM161 153H163L164 155H161ZM147 154H150V155L154 156L156 159L159 158L160 155H161L162 157H160V158H164L165 157V159H161L164 162L161 161L160 159H157V160L156 159H150V158H154V157H151V156L150 157H147ZM105 155L109 156V157H107V160H104V158H105L104 156ZM34 157L37 159V156L36 155ZM62 159H61V161H62ZM104 161H105V163H104ZM121 161H123V159H121ZM126 161H127V158H126ZM127 162H126V164L125 163L124 164L125 165H129V164L132 165V163H134V162H132V163L128 162V164H127ZM42 163H43V160H42ZM63 163H62V165H63ZM173 164H171V165H173ZM117 165L119 166V163ZM134 165L136 166L138 164H135L134 163ZM139 165L137 167L140 168L141 165H143V164H141L140 166ZM4 166H8V165H5V163H4L0 167H4ZM28 166H30V165H28ZM122 166H123V164H122ZM73 168H71L72 169V173L71 174L76 173ZM127 170L129 172H131V174L138 175V176L141 175V174H137L136 172H138V173H141L142 172L141 169H140L141 171H139V169L138 170L136 169L137 171H134L135 169L130 170V169L127 168ZM179 170H181L183 173H185V176H179L177 174H174L173 171H172V174L174 176H177L179 179H182V180H187L188 178L189 179L191 178V176L185 170H183V169H179ZM119 173H120V171H119ZM119 173L116 174V177L119 176ZM166 173H167V171H166ZM72 177H73V175H72ZM134 177H136V176H134ZM98 178H102V179L101 180H98ZM81 179H79V180H81ZM82 180L80 182H82ZM105 180H106V182H105ZM35 181H36V184H34V186H33V184L31 186V183H33V179H31V178H28L27 179V183H24V182L23 183H14V182H11V180L7 181L6 183H9L11 185L12 184H15L16 187L14 185L13 186L14 188H16L19 192H22L24 194H27L28 192L31 191V189L33 187H35V188H39V187H43L44 188L45 187L43 185L42 186L41 185L40 186H37V185H39L40 181L39 180H35ZM86 181L87 180H85V182ZM116 181H117V178L115 180L114 185L117 184ZM118 181H120V180H118ZM85 182H83V183H85ZM90 182H92V181L89 180L88 183H90ZM136 183H138V182L133 183L134 185H131L130 186L131 189L130 188L129 189L132 190V187L137 186ZM41 184H42V182H41ZM118 184H119V182H118ZM65 185H67V183ZM68 185L71 186L70 184H68ZM86 185H87V187H89L88 184H86ZM106 185H108V184H106ZM82 186H84V185L81 184V187ZM47 187H45V190L48 192V194H50V191L48 190ZM127 187H129V186H127ZM142 187H144V186L142 185ZM78 188L80 189L79 186H78ZM84 188H85V186H84ZM145 188H146V186H145ZM140 189H141V187H140ZM68 191H69L68 188L67 189L65 188V189H61V191L59 193H57L60 196V198H63L64 200H66L64 202V200L61 199L62 202H64L63 205H62V207L64 206V204L69 205L68 201H69V198H71L72 194H74V193H75V195L77 194V191L76 190H74V192H72V191L71 192H68ZM132 191H134V190H132ZM174 192H172V193H174ZM10 193H14V192H10ZM14 194L17 196L16 193H14ZM58 195H57V198H54L53 201H55V200L57 201ZM112 195L110 196V198H112L111 200H114L113 197H115V198H118L119 197L116 193L115 194L112 193ZM53 196H55V195L53 194ZM29 198H31V197H29ZM104 198L106 199V201H105ZM116 200L117 199H115V201ZM118 200H120V198ZM21 201H22L21 200V197H19V200L17 202H15V203H9V202L6 201V198H5V204L7 206H11V205L18 204ZM27 202H29V199L27 200ZM57 202H60V201H57ZM62 202H61V204H62ZM110 202H112V201H110ZM100 203H102V204L101 205H98ZM152 204L155 205V203H152ZM56 206H58V205H56ZM110 206H113V205H110ZM148 206L149 205H147L145 208L140 209V210H142L144 212L146 210V208H148ZM41 207H42V205H41ZM91 207H93V208H91ZM31 208H32V206H31ZM104 208H105V206H104ZM92 209L94 211L96 209L98 211V212L96 211V213L99 214V212H100V215L98 216V214H97V216H94ZM69 210H71V209H69ZM33 211H35V210H33ZM152 211L154 212V210H152ZM60 212H61V210H60ZM136 212L139 213L140 211H136ZM247 212L253 213L254 216H252V217H255V218L261 217V219L260 218H258V219L262 220V222L264 223V206L258 207L257 209H254V207L250 205L249 207H247ZM22 213H24V210L22 211ZM106 213L108 215L109 212H106ZM105 214H104L103 217H105V219H106ZM43 215L44 214H42V216ZM26 216L29 217L28 215H26ZM70 217H72V216H69V218ZM27 220H30V219L27 218ZM260 220H258V221H255V220L254 221L253 220H250L249 221L248 220L250 223L246 224V226L243 225V226H245V228H243V229H240V227H237V226L232 225V224H225L224 226L220 227V229H218V230L222 231L224 234H225V232L227 230L230 231L229 234L230 233H233V232L235 233V237H233V238H231V236L228 234L230 236L229 239L232 240V245L235 247V249L238 252H240V253L247 252V258H246L244 264H247V263H249L251 261L250 256H251L252 253L253 254H256L257 253L258 254V252L255 253V251L264 248V245L262 244V243H264V236L257 237V236L251 235L252 234L251 231L252 232L253 231L259 232V230H258L257 227H259ZM39 221H41V220H39ZM32 224H33V222H32ZM59 226L62 227L61 230H59V228H58ZM22 227H24V226H22ZM29 227H30V225H29ZM29 227L26 230L27 232L30 230ZM260 230H261V228H260ZM262 232L264 233V228H263V231ZM23 233H24V231H23ZM140 233L142 235H145V234L148 233V234H151L152 237L154 236V239L152 238L150 240H155V238L162 239V238H165L166 237V236L161 237L159 234L152 233L150 231H146L143 228L140 229ZM210 235L221 236V234L220 235H215L213 233H208L206 235L203 234L201 236L195 237L191 241V243H192V245L201 254L207 255L209 257V261H208L209 263L208 264H216V257H217V253L216 252H202L199 249L200 248L199 239L208 237ZM48 236H46V237H48ZM44 237L45 236L43 235V238ZM126 237H128V238H126ZM224 237H226V236H224ZM238 237H241V240H237ZM100 238H102V237H100ZM226 238H228V237H226ZM157 240H155V241H157ZM140 241H142L144 244L140 243ZM172 241H174V240L172 239ZM106 242H108L109 244H115L116 249H115L114 252H110L109 251L110 248L112 247V245L111 246L109 245V246L106 247L105 244H103V243H106ZM169 242H171V241H169ZM169 242L167 244H169ZM242 242L248 243L249 245H246V246H248V248L246 250L243 249L244 251H239L237 249V245H239ZM163 243H165V241ZM175 243H173V244H175ZM119 245L122 247L121 249H120ZM240 245H242V244H240ZM260 245H262V246H260ZM258 246H260V247H258ZM50 247H48V248H50ZM101 247L104 250H101ZM165 247H167V246H165ZM51 249H49V250H51ZM167 249H168V247H167ZM262 252H263L262 255L264 256V251H262ZM159 253H160V255H158ZM95 254H96V256H100V258L99 257L98 258H94ZM97 254H100V255H97ZM163 257H165V258H163ZM98 259H101V262L102 263L99 262L100 260L98 261ZM256 264H264V257H262V260L259 261V263H256Z\"/></svg>","mask_w":264,"mask_h":264},{"label":"water","instance_id":"3","mask_svg":"<svg viewBox=\"0 0 264 264\" xmlns=\"http://www.w3.org/2000/svg\"><path fill=\"white\" fill-rule=\"evenodd\" d=\"M203 25L201 24V28L209 30L207 23H203ZM171 74L180 83H187L190 86L194 87L199 92V94L204 97V93L200 89V86L193 81L187 80L185 73L179 66L174 65L171 68ZM3 146L4 145L0 143V148H2ZM173 173L179 176H185V173L179 170V168H175L173 170ZM42 199H43V194L41 192H37L33 197L34 202H40ZM18 200H19V197L16 196L14 193H9L6 197V201L9 203H15ZM237 240H241V237H238ZM199 243H200L199 249L202 252H216L217 253L216 264H244L247 258V252H244V253L238 252L235 249V247L232 245V240L224 236L210 235L208 237L199 239ZM103 244H105L106 247L109 245L110 246L112 245V247L109 250L110 252H114L116 249L115 244H109L108 242L103 243Z\"/></svg>","mask_w":264,"mask_h":264},{"label":"crops","instance_id":"4","mask_svg":"<svg viewBox=\"0 0 264 264\" xmlns=\"http://www.w3.org/2000/svg\"><path fill=\"white\" fill-rule=\"evenodd\" d=\"M201 70L202 71H208V70H206L205 68H201ZM168 71V70H167ZM124 138H125V136H123Z\"/></svg>","mask_w":264,"mask_h":264}]
</instances>
